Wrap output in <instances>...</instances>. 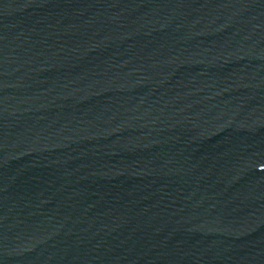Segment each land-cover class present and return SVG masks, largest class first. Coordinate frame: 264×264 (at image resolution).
<instances>
[{
	"label": "water",
	"instance_id": "water-1",
	"mask_svg": "<svg viewBox=\"0 0 264 264\" xmlns=\"http://www.w3.org/2000/svg\"><path fill=\"white\" fill-rule=\"evenodd\" d=\"M0 264H264V0H0Z\"/></svg>",
	"mask_w": 264,
	"mask_h": 264
}]
</instances>
